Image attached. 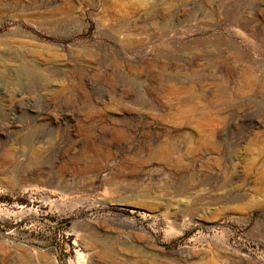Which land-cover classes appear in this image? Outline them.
<instances>
[{
  "label": "rangeland",
  "instance_id": "rangeland-1",
  "mask_svg": "<svg viewBox=\"0 0 264 264\" xmlns=\"http://www.w3.org/2000/svg\"><path fill=\"white\" fill-rule=\"evenodd\" d=\"M0 264H264V0H0Z\"/></svg>",
  "mask_w": 264,
  "mask_h": 264
},
{
  "label": "bare ground",
  "instance_id": "bare-ground-1",
  "mask_svg": "<svg viewBox=\"0 0 264 264\" xmlns=\"http://www.w3.org/2000/svg\"><path fill=\"white\" fill-rule=\"evenodd\" d=\"M165 150H166L165 148H161V151H160V150H159V151H160V153H161V152H162V153H163V152L165 153Z\"/></svg>",
  "mask_w": 264,
  "mask_h": 264
}]
</instances>
